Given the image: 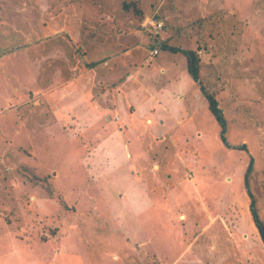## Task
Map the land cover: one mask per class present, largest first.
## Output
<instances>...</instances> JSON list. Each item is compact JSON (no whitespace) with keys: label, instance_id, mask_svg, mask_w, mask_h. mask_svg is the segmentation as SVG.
I'll return each mask as SVG.
<instances>
[{"label":"rangeland","instance_id":"rangeland-1","mask_svg":"<svg viewBox=\"0 0 264 264\" xmlns=\"http://www.w3.org/2000/svg\"><path fill=\"white\" fill-rule=\"evenodd\" d=\"M263 170L264 0H0V264H264Z\"/></svg>","mask_w":264,"mask_h":264},{"label":"trees","instance_id":"trees-1","mask_svg":"<svg viewBox=\"0 0 264 264\" xmlns=\"http://www.w3.org/2000/svg\"><path fill=\"white\" fill-rule=\"evenodd\" d=\"M200 19H203V18H200ZM159 47L162 49L169 50V51H180V50L183 52L185 51L182 48L169 45L165 40L161 42ZM185 54H186V59H187V63H186L187 72L190 73V75L195 80H198L199 74H198L197 62H198L199 58L194 53L187 54L185 52ZM200 88H201L202 94L204 95V98L207 101V106H208L209 111L211 112V114L214 116V118L218 121V123L220 125L219 137L221 139V142L227 147H233L229 143H227V141L225 140V135H224V133H225V121H224L222 112L218 108L217 101L214 97V94L207 91L204 86H201ZM238 148H244V145L238 146ZM28 170L31 171L30 168H28ZM252 170H253V162H252V158H250L249 163H248V165L245 169L244 175H243V184H244V187L248 190V192L251 191L249 181H250V176L252 174ZM263 172H264V170H263ZM32 174H34V173L32 172ZM250 197H251V200H250V207L249 208H250V212L252 215L253 223L257 229V232H258V235H259L261 241L264 243V222L261 220V218L257 212V209L254 205V198L252 197L251 194H250Z\"/></svg>","mask_w":264,"mask_h":264},{"label":"crops","instance_id":"crops-1","mask_svg":"<svg viewBox=\"0 0 264 264\" xmlns=\"http://www.w3.org/2000/svg\"><path fill=\"white\" fill-rule=\"evenodd\" d=\"M126 6V5H125ZM153 7V6H152ZM222 8V7H221ZM213 10H218V8H213L212 9V11ZM138 14H140L141 13V11H142V9L141 8H138ZM153 13H157V15H159L160 16V19L161 20H163L165 17L164 16H166L167 15V13H166V15H165V12H163V11H161L160 10V8H159V6L158 7H156V9H154L153 10V12H152V14ZM209 15V14H208ZM147 17L146 18H144V21L143 22H145L146 21V19L147 20H150L151 18L149 17L148 18V15H146ZM156 33H158V31L156 32ZM166 38V37H165ZM165 38L164 37H162V36H160L159 37V39L157 40V42H156V44L158 43V42H160V41H163V40H165ZM169 45H170V43H169ZM154 49V48H153ZM152 49V50H153ZM157 49V48H156ZM151 50V51H152ZM157 51H158V49H157ZM158 54V52L156 53V54H150L151 56H153V55H157ZM95 57V59H93V60H87L88 62H90V64L88 65H86V67H84V69L82 70V73L80 72V74L78 73V70H80V66H81V64H86L87 62L84 60V58L85 57H82V58H79L78 60H74L73 61V63H74V66L72 65V67H70V69L72 68V69H74L73 71V76L74 77H76V78H78V77H80L81 75H83V74H89L90 75V77H92V80H93V82H94V80H95V83L94 84H96L97 82L99 83V84H106L109 88L110 87H113L114 88V90H115V93L116 94H121V92H122V89H123V87H122V89H121V86L123 85V83L125 82V80H126V78H124V77H122L118 82H115L114 81V79H113V76H111V71H104V72H100L98 69H101L102 67H106L107 66V62H108V58L110 57V55H109V53L108 54H106V53H102V54H97L96 56H94ZM93 62H95L96 64H93L92 65V63ZM186 63H187V59H186ZM76 64H77V66H76ZM70 69H69V71H67V72H70ZM61 70V71H60ZM60 70H58V72H57V75H59L60 77H62V78H60V82L58 83L60 86H62L63 84H65V80H67L66 79V77L64 76V70H62V68H60ZM95 70H97V75L98 76H96V73L94 72ZM187 70V69H186ZM66 71V70H65ZM67 78H69V77H67ZM113 82H115V84L114 85H112V83ZM96 89H98V87H95L94 86V91L96 90ZM102 89V88H101ZM108 88H106V89H104V91H106ZM101 105V106H100ZM110 105V103L109 102H104V103H102V104H99L98 103V106H96V108L95 109H97V108H106V107H108ZM72 118H74V117H72ZM110 117H107V118H105V121H108V119H109ZM178 118V117H177ZM120 118H118V120H119ZM62 128H64L63 126H61ZM173 263V262H172ZM172 263H170V264H172Z\"/></svg>","mask_w":264,"mask_h":264},{"label":"built area","instance_id":"built-area-1","mask_svg":"<svg viewBox=\"0 0 264 264\" xmlns=\"http://www.w3.org/2000/svg\"><path fill=\"white\" fill-rule=\"evenodd\" d=\"M149 25H152L153 27H155V28H157V29H161V27H162V23H161V21H158V22H154L153 21V19H150L149 20ZM158 51H157V49L156 48H154L153 50H152V54H156Z\"/></svg>","mask_w":264,"mask_h":264}]
</instances>
